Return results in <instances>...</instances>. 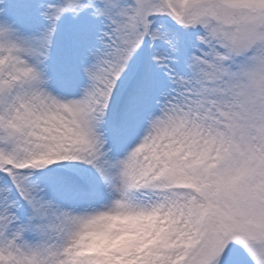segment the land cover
Listing matches in <instances>:
<instances>
[{"label": "snow or ice", "instance_id": "snow-or-ice-1", "mask_svg": "<svg viewBox=\"0 0 264 264\" xmlns=\"http://www.w3.org/2000/svg\"><path fill=\"white\" fill-rule=\"evenodd\" d=\"M0 264H264V0H0Z\"/></svg>", "mask_w": 264, "mask_h": 264}]
</instances>
